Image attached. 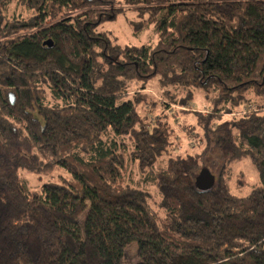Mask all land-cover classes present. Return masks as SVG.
Masks as SVG:
<instances>
[{"label": "trees", "instance_id": "trees-1", "mask_svg": "<svg viewBox=\"0 0 264 264\" xmlns=\"http://www.w3.org/2000/svg\"><path fill=\"white\" fill-rule=\"evenodd\" d=\"M120 1L0 0V264H122L133 241L135 264H264V0H123L158 36L139 46L99 30ZM155 79L164 108L211 101L195 112L222 158L210 189L206 147L174 155L167 110L130 96ZM245 158L259 181L238 195ZM20 169L66 175L31 189Z\"/></svg>", "mask_w": 264, "mask_h": 264}, {"label": "rangeland", "instance_id": "rangeland-1", "mask_svg": "<svg viewBox=\"0 0 264 264\" xmlns=\"http://www.w3.org/2000/svg\"><path fill=\"white\" fill-rule=\"evenodd\" d=\"M122 1L123 0L119 3L120 6L124 5ZM136 20H138V17L133 8L130 6H123V12H121L116 19L108 20L101 24L99 26V30L110 32L112 37H114L117 42L122 45H154L158 41V36L154 31V27L151 25L137 31L135 30L134 25V21ZM128 90L130 92V96L137 95L139 98V106L143 113H150V115L155 118L160 113L165 114L167 110V115H169V118L172 119L171 121L175 128L176 137L174 138V145H176V149L174 150V155H199L206 147L205 152L203 151L204 154H201L200 166L196 169V172L199 173L202 166L205 165L215 176L218 174L222 158L219 150L214 145V133L212 130H207V136H205L203 129L199 128V125L202 127L204 124L200 123L198 125L197 122L200 121L195 115V112L201 110L203 114L206 115L211 110V101L205 97L203 91L199 89L195 90L194 98L188 101L186 106L170 103L168 104L169 108H164V106H167L165 103L166 98L163 95L164 89L159 86L156 79L149 82L146 89H140V82L133 81L129 85ZM179 97L177 98L178 100ZM224 118H228V116L225 115ZM192 124H196L195 131H190L191 129L188 127V125ZM216 124L217 123L214 125L216 126ZM195 133H197V135ZM163 162L164 161L160 162L159 166ZM232 169L234 173V180L236 179L235 175H237L240 171L245 176L244 183H246V185L240 189L235 187V185H232L231 181L232 191L238 195H246L251 190L252 186L259 181L255 166L248 158L233 163ZM59 173L66 175L65 171H61ZM59 173L55 172L52 175L47 176L44 174L32 173L24 169L19 170L21 178L31 189H40L46 181L59 178ZM139 178L140 174L138 172H134L132 176L133 182H136ZM148 187L154 192L157 198H160V194H158L159 192L156 193L153 186L148 185ZM84 215L85 213L81 214V220H83ZM139 261L140 257L138 255V244L133 241L124 248L122 264H135Z\"/></svg>", "mask_w": 264, "mask_h": 264}, {"label": "water", "instance_id": "water-1", "mask_svg": "<svg viewBox=\"0 0 264 264\" xmlns=\"http://www.w3.org/2000/svg\"><path fill=\"white\" fill-rule=\"evenodd\" d=\"M44 44L52 46L51 40H46ZM15 99L14 96L11 95V102L14 103ZM196 186L200 190H207L214 186L216 181V176L208 169L202 168L199 173L197 174L196 178Z\"/></svg>", "mask_w": 264, "mask_h": 264}]
</instances>
